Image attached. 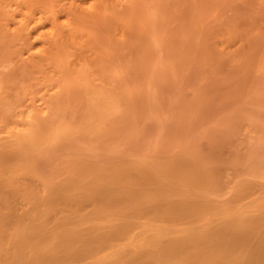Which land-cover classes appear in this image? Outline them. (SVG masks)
<instances>
[{
	"label": "rangeland",
	"instance_id": "obj_1",
	"mask_svg": "<svg viewBox=\"0 0 264 264\" xmlns=\"http://www.w3.org/2000/svg\"><path fill=\"white\" fill-rule=\"evenodd\" d=\"M120 3L111 5L101 19L94 20L81 31L80 39L91 40L94 45L87 58L88 72H82V75L74 74L63 82L67 84L64 90H69L67 93V90H61L58 96L62 95L56 101L60 104L52 106L59 110L60 116L58 113L55 116L57 109L55 113L52 109V114L50 112L41 118L42 125L39 122L42 130L33 126L34 131L28 132L29 136L25 135L24 137H28L24 139L14 130L15 122L24 123L21 121L23 115L17 114L18 118L14 116L12 119V116H5L7 119H4L0 114L2 153L5 151L3 148L10 151L8 147L15 148L18 140H26L30 147L29 154L28 151L26 154L27 163H30L31 168L33 165L34 172L39 178L41 176L40 180L44 184L55 189L57 185L67 182L68 179L65 178L75 184H81L84 180L90 181L89 186L93 185L90 188L98 193L93 194L102 198H98L96 202L112 199V204L115 203L110 206L111 210L115 208L114 211H117L116 206H119L118 200L115 199L120 188L116 171L121 170L125 163L135 160L147 165H155L154 161L158 165H166L176 160L180 163L181 158L183 160L186 156L192 161L193 157L194 162L199 164L200 158H196L200 155L204 162L200 161L199 166L201 169L208 168L206 170L213 184L209 195L212 199H207L211 200V203L219 200L212 205L230 198L233 193H241L244 197L256 196L261 191L264 193V0H122ZM90 4L91 0L83 1L85 11L89 10ZM0 43L4 44H0V48L3 46L2 51H5L6 43ZM12 66L15 69L19 66L18 70L23 69L18 72V77H23L26 70L17 63L11 62L9 68H4L8 73V69L14 72ZM2 68L3 66H0V71L4 69ZM2 76L3 74L0 77ZM14 77L12 79H15ZM22 77L18 78V82H21ZM52 81H45L47 85L43 86L45 82L39 78L34 88L36 97L46 90L51 92L55 85ZM58 85L62 87V82ZM73 90H76L74 95ZM13 92L16 93L17 90L14 89L11 93ZM69 94L72 96L68 97ZM15 96L14 94L11 100H14ZM101 96H106L103 102L105 100L109 104L105 108L99 101L101 98L98 97ZM16 101L15 99L11 105L10 113L25 110V106ZM101 110H106L107 113H102ZM92 112H97V116L94 114L93 118ZM95 122H99V125L94 124ZM81 125H85L84 130H81ZM60 129L66 135L62 136ZM95 130L98 131L92 132ZM11 133L15 137L11 136ZM2 143L7 144L1 145ZM10 144L11 146H8ZM12 151L14 154L16 150ZM189 151L191 155L188 156ZM80 156L87 161L82 162L85 159ZM176 156L178 158L175 159ZM72 158H78L81 164ZM65 162H70L72 170ZM93 162L94 165L89 166ZM102 165L105 167H101ZM57 170L61 172L57 173ZM68 170L75 173H67ZM41 173H44V176ZM45 173H49L46 178ZM50 173L53 178L48 179ZM148 187L141 186L142 190L145 188V194L155 196V188L151 192L153 187L146 191ZM104 189H108L106 191L111 195L109 192L105 193ZM104 194L108 197L104 198ZM176 195H170L169 200L171 198L175 202L179 198ZM189 196L192 201L195 199V196ZM197 196L199 197V194H196ZM130 197H133L131 200L135 199L134 196ZM93 199L95 201L97 198ZM174 202L171 204L175 205ZM178 203L181 204L182 201ZM180 204L176 202V206ZM89 206L90 204H87L86 211L91 208ZM112 221L114 224L113 219ZM105 224L102 223L101 226L109 225ZM120 227L121 225L119 229Z\"/></svg>",
	"mask_w": 264,
	"mask_h": 264
},
{
	"label": "bare ground",
	"instance_id": "obj_2",
	"mask_svg": "<svg viewBox=\"0 0 264 264\" xmlns=\"http://www.w3.org/2000/svg\"><path fill=\"white\" fill-rule=\"evenodd\" d=\"M83 1L0 0V41H4L7 46V49L2 51L4 44L0 43L3 45L0 48V66L9 68L8 65L13 62L26 70L23 77H18L20 74L18 72L23 71V69L18 70L19 66L16 69L12 66L15 69V74L13 70L8 69L10 71L8 73L5 68L1 69L5 73L0 71L3 74L0 77V105L3 106V108L0 107V110L2 109L0 114L4 116V119L9 116H12V119L17 114L18 116L23 115L21 121L24 123H16L14 120V130L21 137L28 135V132L34 131V128L37 129V127L42 130L41 118L46 117L50 112L52 114V109H54L53 112L57 109L52 106L60 104L56 102L62 95L58 96L59 92L67 90L65 91L67 93L69 90V88L64 90L67 87V84H64L67 78L77 73L82 75V72L88 70L87 58L94 45L91 40L80 39L81 31L94 20L101 19V16L111 5H118L120 1L122 2V0H91L90 7L88 6L89 10L85 11ZM13 76L15 79H12ZM20 77H22L21 82H18ZM39 78H42L44 82L53 80L55 85H51V87L53 86L51 92L46 90L42 95L36 97L34 88L38 84ZM60 81L62 87L58 85ZM46 82L43 83V86L47 85ZM13 84L15 85L13 86ZM13 88L17 90L16 93L13 92L16 95L14 100L16 99L18 104L25 106L26 111L21 109L17 113L14 111L10 113L11 105L14 102L11 100L14 97V94L11 93ZM10 95H12L11 99ZM70 96L72 94L68 95V97ZM102 96L98 98H101L102 101H99L103 106L105 105V108L109 104L105 100V103L103 102L106 96ZM56 111V115L53 114L55 116L59 110ZM104 111L107 113L106 110ZM104 111L101 110L102 113ZM110 112L112 111L110 110ZM92 113L94 118L95 112ZM96 114L98 113L96 112ZM96 114L95 116H97ZM92 121L94 122V120ZM93 122L90 121L92 124ZM43 123L45 124V121ZM96 123L99 125V122L94 124ZM84 127L81 125V130ZM96 127L98 128V126ZM45 130L48 129L45 128ZM97 131L92 132L96 133ZM8 132L10 133V131ZM41 132L48 135L45 131ZM63 132L62 130L60 133ZM13 133L11 136L15 137ZM64 135L66 134L63 133L62 136ZM24 139L18 140L15 143V148L13 146L10 149L8 146L11 144L6 145L10 151L3 148L2 150L6 152L2 153L0 150V264H264V193L261 191L256 195L253 192L256 195H253L254 197L251 195L244 197L241 193L240 195L233 193L230 198L221 200L219 204V200L214 199V203L218 202L217 205H212L214 203L207 199H212L209 196L213 187L212 179L206 170L208 168L201 169L199 166L200 161H203L200 155H196V159L200 158V161L197 160L199 164L194 162L193 155L191 156L193 161L185 156L184 158L187 160L181 158L180 163L176 160L166 165H158L156 161H154L155 165H147L137 160L125 163L121 170L116 171L118 172L116 175L119 176L120 183L118 185L120 188L117 198L114 197L115 200H118L119 206L116 204L115 206L118 208L117 211H114L115 208L111 210L112 206L110 205H114L115 202L112 204V199L107 198L106 194H104L106 195L104 198H107L104 200L105 202L101 201L102 204L100 201V203L96 202L99 200L98 198L102 199L101 196L96 197L98 193L96 194L90 188L93 185L89 186L88 182L90 181H82L83 178L80 179L81 184H75L73 181H68L69 178H65L68 179L67 182H61L62 184L57 187L53 185L56 187L55 189L44 184L40 180L41 176L39 178L34 172L33 165L31 168L30 163H27L26 154L30 147ZM44 142H46L45 139ZM31 147L34 148V146ZM12 149L16 150L14 154L11 153ZM183 153L185 155L187 150ZM188 153V156L191 155L190 151ZM78 156L76 155V157ZM73 158V161L78 162V158L75 160ZM84 159L82 162L87 161L86 158ZM69 160L71 159L69 158ZM65 161L68 162V160ZM93 161L95 162V160ZM163 161L160 162L163 163ZM166 161H168L167 158ZM67 162H65L67 165L72 163V161ZM76 162L72 164L79 165ZM94 162L89 166L94 165ZM97 164L95 163V165ZM59 165L61 166V164ZM103 166L105 167V165L101 167ZM98 169L96 168V170ZM65 170L67 171V169ZM71 170H68L67 173L72 172ZM82 170L84 171L83 168ZM60 172L57 170V173ZM73 172L75 173V171ZM41 174L44 176V173ZM48 174L45 173V178ZM110 174L113 177L111 172ZM51 175L50 173L48 179L53 178ZM243 177L246 178V176ZM115 179L117 178L115 177ZM246 184L248 185V183ZM141 186L142 188L149 186L146 191L153 187L150 188L151 192L155 188L156 195L145 194L143 191L146 187L142 190ZM241 188L243 189V187ZM246 188L244 189L246 190ZM106 190L105 193H108L109 191ZM193 192L194 195H192ZM218 192L220 191L218 190ZM174 193L181 200L179 198L175 202L171 198L169 200L170 195H174ZM109 194L111 195L110 192ZM189 194L195 196L193 201ZM196 194L201 196L200 199L198 196L196 197ZM130 196H134L135 199L131 200L133 197ZM110 197L112 198L113 194ZM93 198L97 199L94 201ZM170 201L175 205H172ZM181 201V204L178 203ZM176 202L180 205L176 206ZM87 204H90L89 207H91L88 211H86ZM115 222L121 225L120 229V225L118 226L117 223L115 225ZM102 223L104 225L109 223V225L106 228L104 225L101 226Z\"/></svg>",
	"mask_w": 264,
	"mask_h": 264
}]
</instances>
